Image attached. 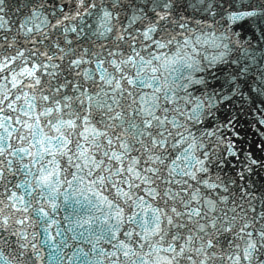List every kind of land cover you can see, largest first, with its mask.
Returning <instances> with one entry per match:
<instances>
[{
	"label": "snow or ice",
	"instance_id": "obj_1",
	"mask_svg": "<svg viewBox=\"0 0 264 264\" xmlns=\"http://www.w3.org/2000/svg\"><path fill=\"white\" fill-rule=\"evenodd\" d=\"M0 264H264V0H0Z\"/></svg>",
	"mask_w": 264,
	"mask_h": 264
}]
</instances>
